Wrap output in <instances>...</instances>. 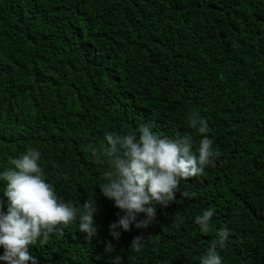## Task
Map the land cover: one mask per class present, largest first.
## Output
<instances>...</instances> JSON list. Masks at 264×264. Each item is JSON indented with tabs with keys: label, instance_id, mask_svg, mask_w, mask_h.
<instances>
[{
	"label": "trees",
	"instance_id": "obj_1",
	"mask_svg": "<svg viewBox=\"0 0 264 264\" xmlns=\"http://www.w3.org/2000/svg\"><path fill=\"white\" fill-rule=\"evenodd\" d=\"M193 113L219 156L181 180L194 195L177 192L117 241L109 226L124 212L102 195L111 167L91 149L147 124L159 137L190 135L196 151ZM29 147L60 199L100 206L91 240L77 218L29 246L38 264H201L221 228L222 264H264V0H0V171ZM207 209L202 233L195 218Z\"/></svg>",
	"mask_w": 264,
	"mask_h": 264
},
{
	"label": "clouds",
	"instance_id": "obj_2",
	"mask_svg": "<svg viewBox=\"0 0 264 264\" xmlns=\"http://www.w3.org/2000/svg\"><path fill=\"white\" fill-rule=\"evenodd\" d=\"M189 123L202 134L196 151H193L190 135L159 137L147 124L139 126L138 137L107 133L110 147L91 149L97 164H103L107 158L111 167L107 182L99 184L102 195L113 200L114 206L124 212L109 226L110 235L117 241L121 238L118 229L130 231L133 224L138 229L150 226L157 218L156 206L167 207L176 200L181 180L201 175L219 156L213 149V140L207 135V121L193 113ZM40 157L38 150L29 147L24 154L9 161L10 167L0 171V180L6 182L0 197V246L5 250L0 260L7 264H29V261L38 264L29 253V246L37 245L38 240L43 246L53 233L63 235L64 228L77 218L79 231L87 233L86 239L91 240L98 232L95 216L100 206L97 199L88 198L82 208L60 199L53 185L45 180ZM180 194L186 198L194 195L188 191ZM4 197L7 198L6 211ZM141 213L145 218L138 219ZM213 215L214 210L207 209L196 216L195 222L202 233L209 232ZM176 218L183 222L178 213ZM228 238L229 230L219 229L216 239L201 257V264H222L218 249L225 248ZM144 241L143 234L138 235L133 238L130 248L139 252ZM112 248L109 243L107 250Z\"/></svg>",
	"mask_w": 264,
	"mask_h": 264
}]
</instances>
